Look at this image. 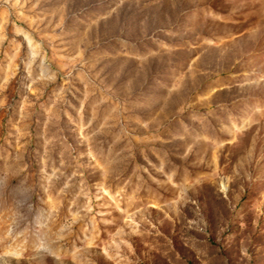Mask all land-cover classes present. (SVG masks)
Wrapping results in <instances>:
<instances>
[{"label":"rangeland","instance_id":"rangeland-1","mask_svg":"<svg viewBox=\"0 0 264 264\" xmlns=\"http://www.w3.org/2000/svg\"><path fill=\"white\" fill-rule=\"evenodd\" d=\"M0 264H264V0H0Z\"/></svg>","mask_w":264,"mask_h":264}]
</instances>
